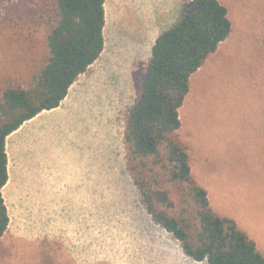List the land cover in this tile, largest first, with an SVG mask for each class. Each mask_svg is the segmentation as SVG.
Segmentation results:
<instances>
[{
    "label": "rangeland",
    "instance_id": "374dc122",
    "mask_svg": "<svg viewBox=\"0 0 264 264\" xmlns=\"http://www.w3.org/2000/svg\"><path fill=\"white\" fill-rule=\"evenodd\" d=\"M133 1H106L104 52L68 100V117L83 120L92 150L89 166L77 174L76 194L60 213H40L5 191L10 224L0 264H207L189 259L147 213L126 169L125 120L141 96L155 40L145 37L155 0ZM219 1L229 10L232 33L192 76L179 134L211 205L264 254V0ZM2 41L0 75L9 61ZM88 185L89 199L82 195ZM20 191L51 201L45 190ZM88 200L90 211L82 212Z\"/></svg>",
    "mask_w": 264,
    "mask_h": 264
},
{
    "label": "trees",
    "instance_id": "16d2710c",
    "mask_svg": "<svg viewBox=\"0 0 264 264\" xmlns=\"http://www.w3.org/2000/svg\"><path fill=\"white\" fill-rule=\"evenodd\" d=\"M106 1L0 0V37L9 58L0 75V240L10 224L3 197L9 179L6 140L42 112L59 108L100 59ZM231 33L224 4L191 0L156 39L141 96L125 120L126 169L147 213L189 259L264 264L256 242L211 205L179 134L192 76Z\"/></svg>",
    "mask_w": 264,
    "mask_h": 264
},
{
    "label": "crops",
    "instance_id": "0c3cea01",
    "mask_svg": "<svg viewBox=\"0 0 264 264\" xmlns=\"http://www.w3.org/2000/svg\"><path fill=\"white\" fill-rule=\"evenodd\" d=\"M189 1L191 0H155L156 5L151 15L153 23L148 25L145 33L146 38H155L152 47L156 39L176 23L183 5ZM141 3L142 1L134 0L132 5L138 6ZM156 7L159 8L158 11ZM76 83L59 108L42 112L8 136L6 152L9 179L3 189L5 204L6 191V194L14 199L20 197L28 200L30 206L36 207L37 212L60 213V207L67 203L65 199L76 194L77 174L82 172V166H89L92 159L91 143L85 141L82 135L83 120L68 117L71 107L68 100ZM43 127L47 129L44 130ZM41 133L47 142L41 138ZM94 151H97L96 147ZM26 187L34 190V196L36 191L45 190L51 201L37 200L35 197L33 200L28 197L31 194H22L20 190ZM82 191V195L89 199V185L87 191L84 187ZM87 207V210L82 212L90 211L89 200Z\"/></svg>",
    "mask_w": 264,
    "mask_h": 264
},
{
    "label": "bare ground",
    "instance_id": "6f19581e",
    "mask_svg": "<svg viewBox=\"0 0 264 264\" xmlns=\"http://www.w3.org/2000/svg\"><path fill=\"white\" fill-rule=\"evenodd\" d=\"M109 9V8H108ZM107 23V22H106ZM111 23V22H110ZM108 28V27H107ZM106 36H108V35H106ZM108 42V41H107ZM110 44V43H109ZM107 50V49H106ZM105 57V56H104ZM248 113V112H247Z\"/></svg>",
    "mask_w": 264,
    "mask_h": 264
}]
</instances>
